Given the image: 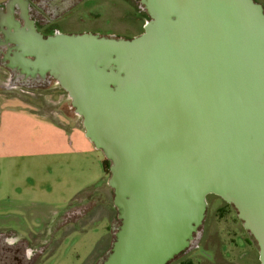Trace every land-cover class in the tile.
I'll list each match as a JSON object with an SVG mask.
<instances>
[{
  "label": "water",
  "instance_id": "water-1",
  "mask_svg": "<svg viewBox=\"0 0 264 264\" xmlns=\"http://www.w3.org/2000/svg\"><path fill=\"white\" fill-rule=\"evenodd\" d=\"M141 2L132 37L8 28L5 67L23 86L58 84L109 160L120 224L99 264H166L199 234L208 194L234 208L264 264V7Z\"/></svg>",
  "mask_w": 264,
  "mask_h": 264
},
{
  "label": "rangeland",
  "instance_id": "rangeland-1",
  "mask_svg": "<svg viewBox=\"0 0 264 264\" xmlns=\"http://www.w3.org/2000/svg\"><path fill=\"white\" fill-rule=\"evenodd\" d=\"M94 2L98 3L96 6L93 4L94 8L79 13L76 11L77 15L88 21L90 15L99 13L100 18L94 20L93 24L101 25L102 30L119 36H134L140 31L144 19L138 17L140 11L135 4L125 0ZM74 25L83 28L87 27L88 22ZM8 74L0 65V82H8ZM44 89L14 87L9 94H26L23 90L31 94L39 93L35 99L52 107L54 105L56 112L62 110L73 115L70 100L63 89L59 86ZM0 91H4V87ZM44 94L45 100L42 99ZM23 98L29 100L30 97ZM20 100V97L14 96L0 104V224L44 231L46 225L61 218L68 205L78 197L77 202L84 200L87 203L85 223L76 227L71 223L56 232L44 264H95L112 242V233L107 228L115 212L111 209L112 191L105 181L94 189H85L93 186L104 175L101 163L104 156L95 149L94 155L86 160L88 173L82 177L78 161L76 163L72 157L75 155L27 154L33 150L31 146L16 144L50 140L53 138V129L38 123L35 115L25 108L15 109L20 105L26 106ZM55 137L58 141L65 140L61 135ZM106 177L107 174L104 180ZM209 198L206 224L218 234L217 241H227L230 236L228 224L220 219L215 210L214 202L211 201L213 196ZM237 222L241 225L240 221Z\"/></svg>",
  "mask_w": 264,
  "mask_h": 264
},
{
  "label": "flooded vegetation",
  "instance_id": "flooded-vegetation-1",
  "mask_svg": "<svg viewBox=\"0 0 264 264\" xmlns=\"http://www.w3.org/2000/svg\"><path fill=\"white\" fill-rule=\"evenodd\" d=\"M125 1L135 4L138 7V10L140 11V16L138 17L143 18L144 21L148 19L147 11L141 0ZM259 2H261L264 7V2ZM93 4H95L94 0H14L13 19H9L5 15L7 13L9 0H3L0 3V65L5 67V64L8 63V59L5 57L8 49L13 45V43L8 40V37L6 36L7 33L4 32L8 28L10 31H14V29L17 28L18 30L26 32H30L33 28L43 37L59 33H93L119 36L120 34L108 30H102L101 25L93 24L94 20L100 18L101 14L97 13L90 15L91 17H89L88 21L77 15L79 12H82V10L88 11V9L94 8L98 3L95 4V6ZM76 11H78V13ZM87 22V27L83 28H81L80 25H74L76 23L82 24ZM142 26L139 29L140 31H137L134 35H137L142 31ZM5 68L9 73L8 78L13 80V72L7 67ZM21 77V75H16L15 80H13L17 86L43 90L44 88H50L56 84L48 76L45 78L36 76L35 78L27 77L26 82L30 85L23 86L19 83ZM210 195L213 196L211 201L214 202V207L218 212V215L220 210L223 212V215L219 217L228 224L227 232L230 234L229 239L227 241L221 240L222 242L216 240L218 234H216V231H211V228L206 224V212L203 224L199 227V234L195 233L194 239L190 245L175 255L166 264H259L257 244L250 234L243 228L242 223L241 225L238 224L237 221L240 220L237 217L234 208L231 205H228L220 197L214 194H208L207 211ZM77 201L78 199L69 204L66 210H64V215L57 221L47 224L44 231L26 227L24 230L26 233L25 237H19L18 243L13 247L5 244V238L9 236L18 237L17 231L14 228L1 231L0 264H44L46 254L51 247L56 232L62 230V228L71 223L74 224L73 226L75 227L85 223L84 216H86L87 213V203L84 200ZM111 209L115 214L107 229L112 233L114 239L116 226L120 224V220L116 215V209L112 204V198ZM106 218L109 222L110 218L108 216ZM112 242L109 244L104 254L98 258L95 264L100 263L101 258L104 257L110 249ZM25 248H32L35 250V254L31 260L25 259Z\"/></svg>",
  "mask_w": 264,
  "mask_h": 264
},
{
  "label": "crops",
  "instance_id": "crops-1",
  "mask_svg": "<svg viewBox=\"0 0 264 264\" xmlns=\"http://www.w3.org/2000/svg\"><path fill=\"white\" fill-rule=\"evenodd\" d=\"M2 1H0V3ZM4 69L6 68L4 67ZM8 84H9L8 82H4V81L0 82V88L4 87V91H0V104H2L3 102L5 103L9 97H14V96L20 97L21 99L20 102L26 103V106L20 105V107H15V109L25 108L26 111L32 112V114L35 115L36 117L35 120L38 121V123H43V125H46L48 128L53 129V138L50 140L42 141V142L40 141L29 142L26 144L24 142H20L19 144H16V145L31 146L33 150L28 151L26 153L27 154L30 153L32 155H58L62 153H66L68 155H75L72 157L76 160V163L78 161V165L80 166V169L82 172V177H86L88 173L87 166H86L87 164L86 160L88 157L94 155L95 153L94 151L96 150L91 144V142H89V140L85 137L84 130L81 125V120L80 121L78 120L77 118L78 116H76L74 113L73 115H70L69 113L64 112L62 110L56 112L54 105L52 107L49 104H46L45 102H42V101L40 102V100L35 99V97L39 93H34V94L33 93L32 94L15 93V95L9 94L13 92L12 90L13 86L12 88H10ZM25 96L30 97L29 100L23 98ZM43 96L44 98L42 99L45 100L46 99L45 94ZM7 107L8 106H6V108ZM37 128H40V127L38 126ZM54 135L55 136L61 135V137H64L65 140L58 141ZM104 179H105V175H102L96 183H93V186H96V187L100 186L102 183H104L105 181ZM15 227L16 228L14 229L17 231V236L25 237L26 233L24 232L23 227L21 226L20 227L15 226ZM10 228H13V227L10 226L9 224L8 225L0 224V232L10 229Z\"/></svg>",
  "mask_w": 264,
  "mask_h": 264
},
{
  "label": "clouds",
  "instance_id": "clouds-1",
  "mask_svg": "<svg viewBox=\"0 0 264 264\" xmlns=\"http://www.w3.org/2000/svg\"><path fill=\"white\" fill-rule=\"evenodd\" d=\"M19 241V237H6L5 238V244H7L8 246H15ZM35 254V250L32 248H25L24 250V255H25V259L27 260H31L33 255Z\"/></svg>",
  "mask_w": 264,
  "mask_h": 264
},
{
  "label": "trees",
  "instance_id": "trees-1",
  "mask_svg": "<svg viewBox=\"0 0 264 264\" xmlns=\"http://www.w3.org/2000/svg\"><path fill=\"white\" fill-rule=\"evenodd\" d=\"M69 106H70V104H69ZM71 108V107H70ZM72 109V108H71ZM102 168H103V172H104V175H108V168H109V160L108 159H106V158H103L102 159ZM94 188H96V186H92V187H89V188H87V189H85V191H88V190H90V189H94ZM78 198V197H77ZM77 198H75V200H77ZM74 202V201H73ZM72 202V203H73ZM71 204V203H70ZM228 204V203H227ZM228 205H230V204H228ZM223 215V212H222V210H220L219 211V216H222Z\"/></svg>",
  "mask_w": 264,
  "mask_h": 264
},
{
  "label": "built area",
  "instance_id": "built-area-1",
  "mask_svg": "<svg viewBox=\"0 0 264 264\" xmlns=\"http://www.w3.org/2000/svg\"><path fill=\"white\" fill-rule=\"evenodd\" d=\"M8 82H9V78H8ZM54 86L57 87L58 84H54ZM14 87H21V86L14 85L13 88H14ZM26 89H28V88H26ZM23 93L31 94L28 90H25V91L23 90ZM67 96H68V95H67ZM68 98H69V97H68Z\"/></svg>",
  "mask_w": 264,
  "mask_h": 264
}]
</instances>
